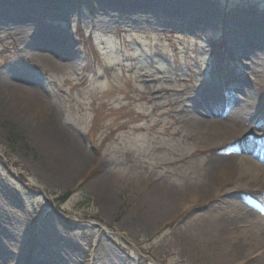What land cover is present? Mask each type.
<instances>
[{"label":"rangeland","instance_id":"1","mask_svg":"<svg viewBox=\"0 0 264 264\" xmlns=\"http://www.w3.org/2000/svg\"><path fill=\"white\" fill-rule=\"evenodd\" d=\"M40 27L51 34L37 45L69 51L63 64L22 38ZM253 31L264 0H0V83L43 98L21 116L0 93V264H215L200 226L251 204L226 187L183 208L213 151L165 106L228 74L264 94ZM61 139L79 159L57 162Z\"/></svg>","mask_w":264,"mask_h":264},{"label":"bare ground","instance_id":"2","mask_svg":"<svg viewBox=\"0 0 264 264\" xmlns=\"http://www.w3.org/2000/svg\"><path fill=\"white\" fill-rule=\"evenodd\" d=\"M36 30L41 33H22L24 41L29 42L27 45L34 48V56L47 61V52L41 48L46 46L51 48L50 54L54 59L63 64V58L69 56V51L60 52L53 44L38 46L37 43L51 31L42 27ZM251 36L255 39L251 48H264V35L253 31ZM250 50L244 49L242 55L249 56ZM217 78L200 82L191 89L178 90L173 102L165 106L168 114L183 117L192 132L201 138L208 150L213 151L211 159L207 158L202 167L189 175L194 185L191 191L182 190L183 208L195 207L209 198L208 193L226 187L231 190L225 193L228 196L241 194L252 209L246 213L217 209L220 213L218 218L200 226L203 239L199 236L198 241L214 243L215 264H264V94H253L245 79L230 77V74ZM35 90L30 86L19 87L7 80L0 83L3 100L6 103L12 101L10 107L21 116L41 104L43 98ZM56 127L53 123L49 126L53 130ZM47 137L43 139L44 144L52 148L53 143L47 141ZM62 140L57 144L69 156L67 159L57 158V162L79 159L78 144ZM231 140L234 143L225 145ZM208 150H200L199 153L205 156ZM43 263L55 264L52 259Z\"/></svg>","mask_w":264,"mask_h":264},{"label":"trees","instance_id":"3","mask_svg":"<svg viewBox=\"0 0 264 264\" xmlns=\"http://www.w3.org/2000/svg\"><path fill=\"white\" fill-rule=\"evenodd\" d=\"M10 133H11V135H12L13 140H14V138H15L16 141H17V140H21L20 134L15 133V131H14L13 129L10 131ZM70 194H71V192H66V193L62 194V195L58 198V200H60V201H65L66 198H67L68 196H70ZM68 226H69V227H72L70 224H68Z\"/></svg>","mask_w":264,"mask_h":264}]
</instances>
